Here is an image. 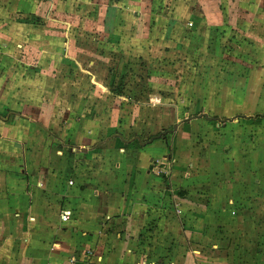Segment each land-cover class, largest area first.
Returning <instances> with one entry per match:
<instances>
[{
    "label": "rangeland",
    "instance_id": "1",
    "mask_svg": "<svg viewBox=\"0 0 264 264\" xmlns=\"http://www.w3.org/2000/svg\"><path fill=\"white\" fill-rule=\"evenodd\" d=\"M158 1L141 21H130L121 9L107 47H95L97 33H91L100 30L99 11L105 10L98 1L72 6L86 17L99 12L89 23L35 21L59 32L60 46L50 57L58 77L54 169L61 179L80 172L63 128L64 114L82 105L100 131L115 124L102 139L121 135L126 146V140L141 139L152 141L154 152L165 150L166 157L149 171L156 168L174 185L189 210L200 208L189 220L199 221L202 253L212 254L216 264L251 263L245 258L264 254V117L258 116L264 114V0H165L162 6ZM174 16L183 20L172 24ZM71 28L90 31L82 44L76 42L90 52L88 83L81 77L84 69L68 61ZM91 60L98 61L96 67ZM77 77L76 85L66 84ZM48 87H37L46 102L54 96ZM42 149L41 157L48 158ZM136 157L137 149L125 154L124 169L136 172Z\"/></svg>",
    "mask_w": 264,
    "mask_h": 264
},
{
    "label": "crops",
    "instance_id": "2",
    "mask_svg": "<svg viewBox=\"0 0 264 264\" xmlns=\"http://www.w3.org/2000/svg\"><path fill=\"white\" fill-rule=\"evenodd\" d=\"M90 1L105 7L99 11L100 30L91 33H97L95 47H107L117 33L121 9L130 13V21H141L158 0H0V264H216L212 254L202 253L199 221L189 220L200 208L189 210L174 185L156 168L149 171L153 162L166 157L163 148L154 152L152 141L126 140V146L121 135L102 139L101 133L115 124L100 131L82 105L70 107L64 114V139L80 159V172L57 177L58 77L50 57L60 46L59 32L35 21L47 18L49 26L63 19L89 23L99 12L86 17L72 6ZM159 1L164 5L165 0ZM169 20L175 24L183 19ZM86 29H69L66 47L68 61L75 63L71 68L84 69L81 77L88 83L90 52L76 45L88 37ZM90 63L96 67L98 61ZM79 79L66 84L76 85ZM41 84L54 94L48 102L37 88ZM42 148L48 149V158L41 157ZM136 149L132 172L124 169L128 161L122 158ZM250 257L245 260L253 262L242 264H264V254Z\"/></svg>",
    "mask_w": 264,
    "mask_h": 264
},
{
    "label": "trees",
    "instance_id": "3",
    "mask_svg": "<svg viewBox=\"0 0 264 264\" xmlns=\"http://www.w3.org/2000/svg\"><path fill=\"white\" fill-rule=\"evenodd\" d=\"M258 116H260V117H264V114H261V115H258ZM157 138V137H156Z\"/></svg>",
    "mask_w": 264,
    "mask_h": 264
},
{
    "label": "built area",
    "instance_id": "4",
    "mask_svg": "<svg viewBox=\"0 0 264 264\" xmlns=\"http://www.w3.org/2000/svg\"><path fill=\"white\" fill-rule=\"evenodd\" d=\"M64 218L66 219V216H64Z\"/></svg>",
    "mask_w": 264,
    "mask_h": 264
}]
</instances>
